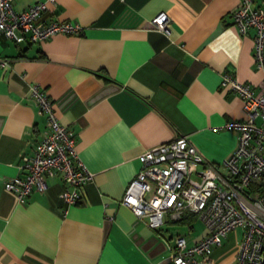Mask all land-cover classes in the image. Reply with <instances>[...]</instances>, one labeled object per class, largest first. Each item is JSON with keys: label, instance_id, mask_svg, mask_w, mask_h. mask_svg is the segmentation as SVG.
<instances>
[{"label": "crops", "instance_id": "obj_1", "mask_svg": "<svg viewBox=\"0 0 264 264\" xmlns=\"http://www.w3.org/2000/svg\"><path fill=\"white\" fill-rule=\"evenodd\" d=\"M36 0H14L22 10ZM241 0H57L39 22L81 23V33L58 32L38 42L0 36V264H175L179 234L194 243L206 234L199 216L164 215L150 227L121 202L146 149L188 135L222 172L236 148L239 95L221 86L228 71L257 84L264 70L254 57V29L241 34L233 10ZM264 6V0H255ZM168 15L169 28L153 23ZM37 84L55 114L76 134V150L93 172L83 199L61 198L60 176L24 202L5 182L23 173L22 155L42 138L46 115L31 94ZM112 215L113 218H110ZM241 230H230L209 255L232 264Z\"/></svg>", "mask_w": 264, "mask_h": 264}, {"label": "built area", "instance_id": "obj_2", "mask_svg": "<svg viewBox=\"0 0 264 264\" xmlns=\"http://www.w3.org/2000/svg\"><path fill=\"white\" fill-rule=\"evenodd\" d=\"M13 1L0 0V36L16 43L83 31L78 22H39L57 0H36L22 10ZM254 3L241 0L232 15L241 34L254 29V57L264 70V6ZM169 21L164 12L153 18L155 27L163 31ZM9 62L0 56V67H8ZM220 83L239 95L245 114L225 123L240 132L236 148L223 161L226 171L208 161L188 135L179 134L139 155L141 168L121 198L152 228L162 225L167 212L180 216L190 211L201 218L207 230L201 239L190 244L184 235L176 236L169 255L175 264H214L209 255L233 229L241 230V239L232 264H264V77L254 84L224 71ZM30 91L46 115V127L33 152L22 155L20 166L25 171L7 180L5 187L24 202L33 191L47 187L48 177L58 175L64 184L61 198L68 205L76 204L94 174L76 150L74 130L55 114L52 97L37 84H31Z\"/></svg>", "mask_w": 264, "mask_h": 264}]
</instances>
